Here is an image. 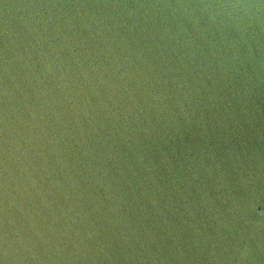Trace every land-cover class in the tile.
<instances>
[{"label": "water", "instance_id": "obj_1", "mask_svg": "<svg viewBox=\"0 0 264 264\" xmlns=\"http://www.w3.org/2000/svg\"><path fill=\"white\" fill-rule=\"evenodd\" d=\"M0 264H264V0H0Z\"/></svg>", "mask_w": 264, "mask_h": 264}]
</instances>
